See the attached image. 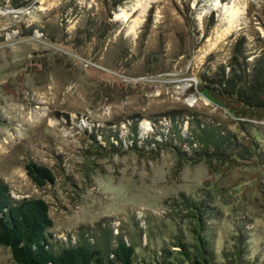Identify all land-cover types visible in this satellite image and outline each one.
<instances>
[{
    "label": "rangeland",
    "instance_id": "obj_1",
    "mask_svg": "<svg viewBox=\"0 0 264 264\" xmlns=\"http://www.w3.org/2000/svg\"><path fill=\"white\" fill-rule=\"evenodd\" d=\"M89 21L110 27L103 42L76 38ZM239 40L249 62L264 51V0H0V179L15 198L48 203L57 237L111 223L128 225L133 240L128 216L142 224L151 216L173 250L178 224L191 239L184 198L203 199L215 249L240 232L264 264V165L252 147L232 159L179 158L168 142L99 154L88 135L105 129L129 143L137 118L140 142L152 122L167 130L164 113L176 110L184 135L198 117L264 150V112L214 99L198 81L208 67L241 59ZM30 159L54 181L37 186L25 171ZM0 264H17L2 245Z\"/></svg>",
    "mask_w": 264,
    "mask_h": 264
},
{
    "label": "trees",
    "instance_id": "obj_2",
    "mask_svg": "<svg viewBox=\"0 0 264 264\" xmlns=\"http://www.w3.org/2000/svg\"><path fill=\"white\" fill-rule=\"evenodd\" d=\"M27 1L11 0V3L18 7ZM109 28L107 25L94 26L89 21L77 30L76 38L87 40L97 36L103 42ZM235 51L241 54V59L235 54L227 64L218 63L214 69L208 67L199 73L200 88L214 99L225 101L241 111L264 112V51L251 62L246 60L240 40ZM180 112L164 113L170 120V127L158 129L152 122L154 128L140 142L137 118L130 124L129 143L121 140L114 143L105 129H100V139L93 132L88 135L93 147L98 148L94 151L99 154L125 151L124 147L146 150L150 145L168 142L179 158L232 159L252 147L264 165V150L257 138L250 136L249 147H246L239 143L233 131L206 120L199 121L198 117L188 122L184 135L182 123L186 117ZM25 171L37 186L52 183L55 178L50 167L32 159L25 163ZM183 203L192 214L188 225L191 239L183 235L178 224L176 231L170 233L169 242L174 250L166 246L162 229L149 223L151 216L143 220V224L136 216H128L133 220V240L128 236L132 233L128 225L120 228L116 225L114 230L111 223L89 231L85 228L72 238L67 235L62 239L51 229L53 220L43 198L17 199L9 184L0 179V245L9 248L17 264H262L249 254L248 243L240 232L216 250L215 227L208 221L211 217L208 202L185 197Z\"/></svg>",
    "mask_w": 264,
    "mask_h": 264
},
{
    "label": "bare ground",
    "instance_id": "obj_3",
    "mask_svg": "<svg viewBox=\"0 0 264 264\" xmlns=\"http://www.w3.org/2000/svg\"><path fill=\"white\" fill-rule=\"evenodd\" d=\"M146 3L147 2H145V3L142 4V9H144L146 7Z\"/></svg>",
    "mask_w": 264,
    "mask_h": 264
}]
</instances>
